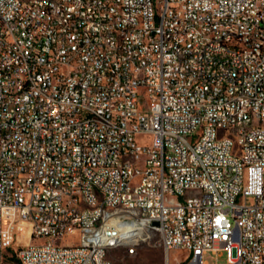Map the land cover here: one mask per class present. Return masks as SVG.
I'll use <instances>...</instances> for the list:
<instances>
[{"label":"built area","instance_id":"built-area-1","mask_svg":"<svg viewBox=\"0 0 264 264\" xmlns=\"http://www.w3.org/2000/svg\"><path fill=\"white\" fill-rule=\"evenodd\" d=\"M110 25L131 34L116 56ZM0 143V264H108L139 247L117 224L160 226L164 264H264V0H0Z\"/></svg>","mask_w":264,"mask_h":264},{"label":"bare ground","instance_id":"bare-ground-1","mask_svg":"<svg viewBox=\"0 0 264 264\" xmlns=\"http://www.w3.org/2000/svg\"><path fill=\"white\" fill-rule=\"evenodd\" d=\"M45 0H20L21 4H39ZM106 2L107 7L118 9L119 11H128V0H96ZM50 3H58V0H50ZM178 18H181V26H186V33H198V26H188V11H178ZM136 27H143V20H136ZM219 34L223 36H238V29L234 25L227 23H219ZM110 39L113 44L106 46V56H116L125 46V42H131V34H122V28L118 25H110ZM167 40H175V31L162 29L156 37V44L166 43ZM214 46H220L222 49H231L240 53H249V45L240 38H215ZM258 126V113H250V119L247 125H242L241 134L255 133ZM113 145L118 152H126L129 149V142H124L121 136H113ZM5 145L0 143V161L4 159ZM91 171H100V164H91ZM142 193H149V185H142ZM70 198H78L71 200V207H81L86 205L85 191L69 190ZM91 198H101L100 190H91ZM150 233H158L161 236L162 243L165 242V233L160 226L145 225L143 231ZM117 232L120 238L133 240L134 243H140L142 229L138 225L117 224ZM28 233V232H27ZM119 247V246H118ZM114 248V245H105L104 260H108V264H112L108 258V251ZM129 254H133L134 250H128Z\"/></svg>","mask_w":264,"mask_h":264},{"label":"rangeland","instance_id":"rangeland-1","mask_svg":"<svg viewBox=\"0 0 264 264\" xmlns=\"http://www.w3.org/2000/svg\"><path fill=\"white\" fill-rule=\"evenodd\" d=\"M22 235L27 236L28 233L22 229ZM145 235L146 237H143ZM150 238V239H149ZM162 240L158 233H150L144 230L141 234V241L138 248L133 254H129L125 246L111 248L108 251V258L112 264H164L165 252L161 246ZM175 252L171 256H177ZM211 264L215 263L214 258H207ZM218 264H226V254L221 253L218 258ZM6 264H17L13 261H6Z\"/></svg>","mask_w":264,"mask_h":264}]
</instances>
